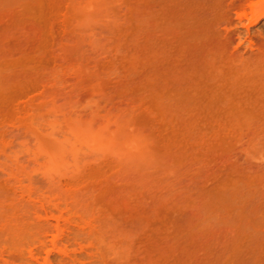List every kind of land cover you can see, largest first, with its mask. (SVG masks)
Wrapping results in <instances>:
<instances>
[{
	"label": "rangeland",
	"instance_id": "1",
	"mask_svg": "<svg viewBox=\"0 0 264 264\" xmlns=\"http://www.w3.org/2000/svg\"><path fill=\"white\" fill-rule=\"evenodd\" d=\"M0 264H264V0H0Z\"/></svg>",
	"mask_w": 264,
	"mask_h": 264
}]
</instances>
